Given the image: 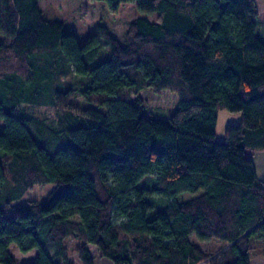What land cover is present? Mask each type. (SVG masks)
Returning a JSON list of instances; mask_svg holds the SVG:
<instances>
[{
    "label": "trees",
    "instance_id": "16d2710c",
    "mask_svg": "<svg viewBox=\"0 0 264 264\" xmlns=\"http://www.w3.org/2000/svg\"><path fill=\"white\" fill-rule=\"evenodd\" d=\"M39 1L0 0V264H19L10 245L36 250L32 264H74L66 240L80 264H94L89 246L113 264H249L264 241V180L248 155L264 150L254 1L102 0L155 20L130 21L121 41L100 21L83 42ZM146 89L175 93L177 109L144 115L131 97ZM25 106L54 109V153ZM220 110L241 113L222 140ZM46 184L44 200L19 202ZM191 235L223 246L206 252Z\"/></svg>",
    "mask_w": 264,
    "mask_h": 264
},
{
    "label": "rangeland",
    "instance_id": "374dc122",
    "mask_svg": "<svg viewBox=\"0 0 264 264\" xmlns=\"http://www.w3.org/2000/svg\"><path fill=\"white\" fill-rule=\"evenodd\" d=\"M40 9L47 19L62 20L66 29L73 32L79 42H83L86 37L94 31L95 24L100 21L108 27L113 36L121 41L130 21L137 17H145L154 21L156 17L155 13L141 12L132 4L121 5L118 10L113 13L102 0H41ZM70 76L71 74H68L66 78ZM137 98L141 100L144 115L166 118L172 115L177 109V95L168 90L155 92L152 89H146L132 96L131 100ZM72 102L83 108L93 106L85 102L79 94L73 95ZM25 111L39 120L38 123L41 124L44 129L42 134L43 138H41L40 143L46 144L45 146L48 153H54L59 146V143L55 140L54 131H52L56 125L54 122V109L50 110L48 108L25 106ZM222 113L227 116H222ZM236 114H238V116ZM234 117H240L241 119V113H230L225 110L221 111L218 116L217 132L220 133L221 128L225 130L226 126L231 125L228 122H237ZM2 123L3 121L0 120V125H2ZM30 129L33 133L36 132V122L30 124ZM51 144L53 145L51 146ZM52 187V184L35 186L33 190L28 191L19 202L42 201ZM190 240L201 248L208 245L206 241L198 240L195 235H191ZM78 244V241L72 240H66L65 242L67 253L70 254L74 264H80L74 251ZM47 249L49 251L51 247L49 246ZM8 250L14 258L19 262L21 261L22 252H20L18 248L10 245ZM209 250L214 251L215 249L209 246ZM28 255L31 256V254Z\"/></svg>",
    "mask_w": 264,
    "mask_h": 264
},
{
    "label": "crops",
    "instance_id": "0c3cea01",
    "mask_svg": "<svg viewBox=\"0 0 264 264\" xmlns=\"http://www.w3.org/2000/svg\"><path fill=\"white\" fill-rule=\"evenodd\" d=\"M41 1V0H40ZM40 1H39V7H40ZM255 3V6L257 8V11L259 13V19H258V29L260 30V32H262V34L264 35V0H253ZM223 111L220 110L218 112L217 115V122H218V116L219 113ZM225 115L224 113H222V116ZM238 116V114H236ZM227 116V115H225ZM235 121L237 122H232V123H238L240 120V117H234ZM228 121V120H226ZM216 122V128H215V134L216 137H220L218 138L219 140H222L223 138V130L221 128L220 133L217 132V128H218V124ZM229 124H232L231 122H228ZM227 125V124H225ZM248 155L252 158L254 167H255V172L256 175L259 179L264 180V150L262 151H257V152H250L248 153ZM207 246H204V248H202L204 251L209 252V253H213L218 251L222 246L223 243L214 241V240H209L207 241ZM209 246L214 247V251L209 250ZM92 255L94 256V264H113L109 259L105 258V257H101L94 249L92 246H89ZM28 254H31V256H29ZM37 252L36 250H31L29 252L26 253H22L21 256V261L19 262V264H32L34 261V258L36 256ZM74 257V256H73ZM68 258L71 260L72 258L70 257V254L68 255ZM72 261V260H71ZM202 264H208V263H202ZM249 264H264V241L260 240V241H253L251 243V248H250V254H249Z\"/></svg>",
    "mask_w": 264,
    "mask_h": 264
}]
</instances>
